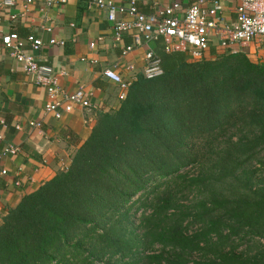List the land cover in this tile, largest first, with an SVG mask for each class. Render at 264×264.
I'll list each match as a JSON object with an SVG mask.
<instances>
[{
    "label": "trees",
    "instance_id": "obj_1",
    "mask_svg": "<svg viewBox=\"0 0 264 264\" xmlns=\"http://www.w3.org/2000/svg\"><path fill=\"white\" fill-rule=\"evenodd\" d=\"M156 43L163 74L3 218L0 264H264V62Z\"/></svg>",
    "mask_w": 264,
    "mask_h": 264
},
{
    "label": "crops",
    "instance_id": "obj_2",
    "mask_svg": "<svg viewBox=\"0 0 264 264\" xmlns=\"http://www.w3.org/2000/svg\"><path fill=\"white\" fill-rule=\"evenodd\" d=\"M5 1L0 0V152L8 146L19 147L20 152L0 160V224L23 197L71 165L78 149L90 137L100 113L120 108V89L103 77V71L112 68L126 80L138 79L147 65L145 52L157 49V43L151 42L137 47L127 57L122 56L123 47L115 44V33L106 12L90 7V0H68L53 5L35 0L27 13L23 12L24 0H17L14 8L4 6ZM137 1L142 12L152 14L158 7L175 1L190 5L197 0ZM221 2L225 16L234 18L233 1ZM13 14H17L15 19ZM10 33H17L25 51L31 54L25 38L29 35L41 38L45 45L33 53L39 63L50 65L61 74L60 84L68 92L83 87L90 93L91 109L64 113L59 120L48 114L46 90L35 84L2 45V36ZM51 38L65 44L50 45ZM94 41L95 48L90 46ZM123 42L128 45L132 39L126 35ZM218 54L221 51L213 46L209 58ZM263 55L264 52L259 57ZM31 122L40 125L31 126Z\"/></svg>",
    "mask_w": 264,
    "mask_h": 264
},
{
    "label": "built area",
    "instance_id": "obj_3",
    "mask_svg": "<svg viewBox=\"0 0 264 264\" xmlns=\"http://www.w3.org/2000/svg\"><path fill=\"white\" fill-rule=\"evenodd\" d=\"M35 0H24L23 12L27 13ZM47 5L67 3L68 0H43ZM234 18H227L221 0H197L190 5L173 2L165 7H158L152 14L139 9L137 0H90L89 6L106 12V18L115 33V44L122 45V56L127 57L137 47L148 46L151 42L161 41L166 53H184L191 61H201L209 56L213 46L221 53L245 52L248 57L258 56L264 47V0H232ZM4 6L14 8L17 0H6ZM17 14L12 15L15 19ZM46 29V27H44ZM50 31V29H46ZM128 35L132 42L124 44ZM32 52L37 53L45 45L41 38L29 35L25 38ZM50 45H64V41L51 38ZM2 45L22 66L23 71L31 76L38 86L47 92L45 111L55 119L62 118L64 113H72L76 109H91L90 93L83 87L75 92H68L60 84L61 74L52 66L41 64L35 54L25 51L22 38L17 33L2 36ZM97 42L91 43L95 48ZM255 46L254 51H248ZM147 65L143 76L152 80L163 74L161 60L154 51L147 50ZM252 54V55H251ZM262 58V57H259ZM264 62V60H261ZM133 69V66H129ZM103 77L112 81L120 89L119 100L124 101L131 85L137 80H129L112 68L103 71ZM31 126L40 124L31 122ZM20 129V126H17ZM19 147L8 146L0 152V160L17 155ZM6 174V171H2Z\"/></svg>",
    "mask_w": 264,
    "mask_h": 264
},
{
    "label": "rangeland",
    "instance_id": "obj_4",
    "mask_svg": "<svg viewBox=\"0 0 264 264\" xmlns=\"http://www.w3.org/2000/svg\"><path fill=\"white\" fill-rule=\"evenodd\" d=\"M251 47H252L251 49H249V50H245V51H246V52H248V51H250V52H251V51H254L255 46H251ZM262 51L264 52V47L262 48ZM251 55H252V54H251ZM259 56H260V55H259ZM261 57H262V58H259L258 56L253 55V56H251L250 58H251L252 61L259 62V61H261V60H264V55L261 56ZM213 59H215V57H213ZM194 172H195V170H194V169H191L189 173H194ZM244 248H245V246L241 247V248L239 249V251H243ZM195 258H199V256H195Z\"/></svg>",
    "mask_w": 264,
    "mask_h": 264
}]
</instances>
